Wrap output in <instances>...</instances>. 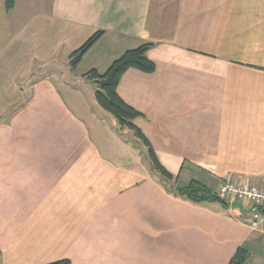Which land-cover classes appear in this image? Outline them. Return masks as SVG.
I'll return each instance as SVG.
<instances>
[{
    "label": "crops",
    "instance_id": "crops-1",
    "mask_svg": "<svg viewBox=\"0 0 264 264\" xmlns=\"http://www.w3.org/2000/svg\"><path fill=\"white\" fill-rule=\"evenodd\" d=\"M48 2L0 11V264H228L238 248L264 264L251 207L168 192L82 77L152 43L155 71L127 70L117 94L160 164L216 194L226 180L262 187L264 0ZM99 30L72 69L69 54Z\"/></svg>",
    "mask_w": 264,
    "mask_h": 264
},
{
    "label": "trees",
    "instance_id": "trees-1",
    "mask_svg": "<svg viewBox=\"0 0 264 264\" xmlns=\"http://www.w3.org/2000/svg\"><path fill=\"white\" fill-rule=\"evenodd\" d=\"M9 7L7 5L6 9L8 10ZM102 34L103 31L101 30L95 32L81 46L69 54L68 62L72 69L77 67L83 56L99 40ZM152 46V43H144L136 48L128 49L114 59L103 72L97 69H90L82 77L93 82L95 85L94 99L96 103L116 120L119 130H129L145 147L152 170L159 173L165 180L164 183L167 185L168 192L193 203L218 202L224 207H229V204L222 197L195 180L190 181L186 185L176 182V177L160 164L150 142L134 124V120L140 117L141 114L126 104L117 94L119 80L127 70L135 69L147 74L155 71L154 62L147 57V52ZM248 257L249 253L246 250L238 248L228 264H244ZM47 264H70V261L68 259H60Z\"/></svg>",
    "mask_w": 264,
    "mask_h": 264
},
{
    "label": "built area",
    "instance_id": "built-area-1",
    "mask_svg": "<svg viewBox=\"0 0 264 264\" xmlns=\"http://www.w3.org/2000/svg\"><path fill=\"white\" fill-rule=\"evenodd\" d=\"M217 194L223 199L249 205L251 210L246 224L253 230L264 229V179L262 187L233 184L226 180L220 184Z\"/></svg>",
    "mask_w": 264,
    "mask_h": 264
},
{
    "label": "rangeland",
    "instance_id": "rangeland-1",
    "mask_svg": "<svg viewBox=\"0 0 264 264\" xmlns=\"http://www.w3.org/2000/svg\"><path fill=\"white\" fill-rule=\"evenodd\" d=\"M4 0H0V11L2 12L1 13V15L3 16V14H4V9H3V3H5L7 0H5L4 2H3ZM45 2H48V1H51V0H44ZM11 2V1H10ZM49 3V2H48ZM2 6V7H1ZM4 17V16H3ZM3 38H4V35L2 34V36L0 35V49L2 48V45H3ZM87 94H88V92L86 91H83L82 92V99H84V101L85 102H87V98H89V97H87ZM15 105H8L7 106V108H6V112H9V111H11V110H13V109H15ZM0 117H3V116H0ZM0 119H2V118H0ZM148 157V156H147Z\"/></svg>",
    "mask_w": 264,
    "mask_h": 264
},
{
    "label": "water",
    "instance_id": "water-1",
    "mask_svg": "<svg viewBox=\"0 0 264 264\" xmlns=\"http://www.w3.org/2000/svg\"><path fill=\"white\" fill-rule=\"evenodd\" d=\"M231 207L232 208H238L239 210L244 211L242 205L237 201L232 202Z\"/></svg>",
    "mask_w": 264,
    "mask_h": 264
}]
</instances>
